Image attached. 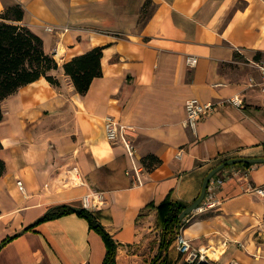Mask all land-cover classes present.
Masks as SVG:
<instances>
[{"label": "crops", "instance_id": "1", "mask_svg": "<svg viewBox=\"0 0 264 264\" xmlns=\"http://www.w3.org/2000/svg\"><path fill=\"white\" fill-rule=\"evenodd\" d=\"M16 5L46 53L60 49V87L42 78L2 103L0 246L18 237L2 247L0 264H103L102 237L76 214L25 231L55 206L83 208L87 194H101L93 212H102V226L119 244L117 263L132 264L137 256L129 250L139 243V216L149 204L170 197L188 207L219 164L264 158L262 72L253 66L243 80L225 72L241 57L264 62V0H0V14ZM49 26L69 31L53 34ZM97 47L104 48L103 76L82 96L63 65ZM189 56L199 60L193 69ZM237 95L242 107H218L197 134L184 127L188 99L218 103ZM107 116L138 129L142 184L128 175L123 148L106 140ZM149 155L162 161L152 171L142 165ZM72 167L86 185L58 183ZM224 173L225 183L204 200L219 204L192 214L183 233L196 248L222 249L216 264H264V200L248 191L264 185V164L233 166L216 179ZM165 264H186L175 239Z\"/></svg>", "mask_w": 264, "mask_h": 264}, {"label": "trees", "instance_id": "2", "mask_svg": "<svg viewBox=\"0 0 264 264\" xmlns=\"http://www.w3.org/2000/svg\"><path fill=\"white\" fill-rule=\"evenodd\" d=\"M24 17L25 12L21 5L11 7L0 14V124L4 120L2 103L21 88L42 78H45L51 85L60 87V81L54 75L60 69L59 63L53 55L46 53L43 40L22 23ZM103 52V47H97L63 65L65 75L71 79L77 93L80 95L86 96L94 80L103 76ZM259 60L260 57L257 58V61ZM161 164L162 161L154 155L143 158V165L148 171L156 169ZM237 166L248 167L251 165L242 164ZM231 167L233 166L226 169ZM6 169V163L0 160V177L5 174ZM185 208L168 197L161 205L156 207L151 203L145 209V211H156L157 213L156 223L161 231L157 257L160 264L166 263L167 252L180 229L185 227V221L189 217L183 221L179 220V216ZM72 214L87 220L90 228L102 237L107 250L103 264H118L119 244L102 226V212H92L84 208L76 211L71 206L59 205L51 208L25 231H31L45 222ZM139 217H142V214ZM17 237H11L3 242L0 250L9 241Z\"/></svg>", "mask_w": 264, "mask_h": 264}, {"label": "built area", "instance_id": "3", "mask_svg": "<svg viewBox=\"0 0 264 264\" xmlns=\"http://www.w3.org/2000/svg\"><path fill=\"white\" fill-rule=\"evenodd\" d=\"M46 30L50 33H56L58 28L55 27H46ZM59 31L66 33L69 31V28H61ZM60 49L57 47L55 49L54 54L58 55ZM198 58L195 56H189L186 59V64L189 68L193 69L198 65ZM253 65L258 68L262 72L263 80L262 85L264 86V62L261 63H253ZM251 86L255 83L254 80H251ZM264 92V87H263ZM234 105L236 107L243 106V100L240 96H235L233 98L224 100L223 102H202L199 99L191 98L188 99L185 103V112H186V119L184 121V127L192 131L193 133L197 134L198 126L200 121L203 118H207L212 116L218 109V107L225 106V105ZM104 130L106 140L114 145L121 146L126 154L135 159L137 154V148L135 144V140L138 135V129L131 125L124 123L114 116H107L104 119ZM180 158V156H179ZM141 165L140 167L137 164V161L133 162V173L135 174L136 181L141 183ZM74 173L76 177L80 180L76 181L77 179H72L71 174ZM234 175H243L240 170L233 171ZM64 176V177H63ZM228 178V175L224 173L222 178L220 179H212L208 192L214 191L215 187H221L225 180ZM58 179V183L62 186H73V187H81L84 186V182L81 178L80 172L78 171L77 167L71 170H67L63 175L62 179ZM74 183V185L70 184ZM18 188L22 194H26V188L22 181L17 182ZM249 193L253 194L261 199L264 200V185L258 187H250ZM101 200V194H87L82 198V206L85 210L88 211H97L100 209V205L98 202ZM219 204L218 201H204L203 204L199 207L196 212L203 213L209 209H213ZM183 229L181 228L179 233L175 238L176 243V250L178 254L183 258L186 264H216L217 260L222 256L223 251L215 248V247H204V248H196L192 245L190 239L183 233ZM217 255L218 258H213L211 255ZM228 264H240L237 261H231Z\"/></svg>", "mask_w": 264, "mask_h": 264}, {"label": "rangeland", "instance_id": "4", "mask_svg": "<svg viewBox=\"0 0 264 264\" xmlns=\"http://www.w3.org/2000/svg\"><path fill=\"white\" fill-rule=\"evenodd\" d=\"M58 31L56 30L57 34L65 35V33L61 32V31L58 32ZM56 33H54V34H56ZM53 56L55 57L56 55L54 54ZM238 62L240 63V65H238L237 68L234 66H232V70L229 68H225V72L232 73L235 78H239L240 80H243V79L247 78L248 76H251L255 73V68L253 67L254 66L253 63L248 62V60L246 58L241 57L238 59ZM136 148H137V146H136ZM124 153L126 154L125 150H124ZM137 155H138V150H137V154H136L135 159L132 160V158H130L126 154V156L129 158L130 163H131V169L128 171V175L133 177L135 184L139 183L136 181V178L134 176L135 174L133 173V162L134 161H137V164L140 167ZM142 165H143V161H142ZM74 168L75 167L68 168V169L64 170L63 172L58 174L57 178L62 179V175L67 170H71ZM77 169L80 172L79 168H77ZM141 169H143V168H141ZM80 175H81V173H80ZM70 176L72 179H77L76 181L79 180L74 173H72ZM140 176H141V174H140ZM81 178L83 180L82 175H81ZM214 179H216V177ZM141 180H142V176H141ZM83 182H84V180H83ZM70 184L74 185V183H70ZM84 184L86 185L85 182H84ZM139 184H142V182ZM156 222H157L156 211H147L146 210L143 213L142 217L140 218V221H139V236H140L139 243L136 244L132 249L129 250V252L131 254L137 256L134 258V261L132 264H160V261L157 260V257L159 254V243L161 240V231L158 228ZM219 250L222 251V249H219ZM120 262L122 263V261H120Z\"/></svg>", "mask_w": 264, "mask_h": 264}, {"label": "water", "instance_id": "5", "mask_svg": "<svg viewBox=\"0 0 264 264\" xmlns=\"http://www.w3.org/2000/svg\"><path fill=\"white\" fill-rule=\"evenodd\" d=\"M242 164H247V165L264 164V158H232V159L224 161L223 163L213 168L204 178L199 196L191 205L186 207L181 212L179 216V220L180 221L185 220L186 218L190 217L192 214H194L199 209V207L203 204L206 198L209 185L212 179L215 178V176H217L219 173L224 171L227 167L237 166V165H242ZM76 211H79V209H76Z\"/></svg>", "mask_w": 264, "mask_h": 264}, {"label": "bare ground", "instance_id": "6", "mask_svg": "<svg viewBox=\"0 0 264 264\" xmlns=\"http://www.w3.org/2000/svg\"><path fill=\"white\" fill-rule=\"evenodd\" d=\"M97 155L99 156V158H101L100 153H98ZM210 255H211V254H210ZM211 256H212L213 258H218L217 255H215V256H214V255H211Z\"/></svg>", "mask_w": 264, "mask_h": 264}]
</instances>
